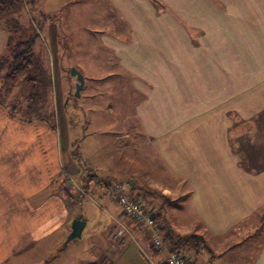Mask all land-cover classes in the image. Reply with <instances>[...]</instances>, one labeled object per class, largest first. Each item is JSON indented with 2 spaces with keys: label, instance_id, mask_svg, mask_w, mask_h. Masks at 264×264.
<instances>
[{
  "label": "crops",
  "instance_id": "0c3cea01",
  "mask_svg": "<svg viewBox=\"0 0 264 264\" xmlns=\"http://www.w3.org/2000/svg\"><path fill=\"white\" fill-rule=\"evenodd\" d=\"M105 3L111 17L101 41L113 64L109 71L132 79L145 140L189 189V214L198 227L176 226L175 232L201 237L212 255L207 264H264L261 218L250 221L264 212V0ZM8 37L0 25V57ZM4 106L0 102V264H166L171 249L156 251L142 232L134 233L140 249L124 236L94 260L72 252L64 257L72 222H86L82 236L87 228L76 209L85 200L108 199L113 224L127 220L136 227L109 189L86 183L85 170L77 175L73 165L63 166L55 127L24 121ZM79 182L87 196L78 193ZM148 189L156 192L148 199L172 192L163 183ZM106 242L112 245L108 234Z\"/></svg>",
  "mask_w": 264,
  "mask_h": 264
},
{
  "label": "rangeland",
  "instance_id": "374dc122",
  "mask_svg": "<svg viewBox=\"0 0 264 264\" xmlns=\"http://www.w3.org/2000/svg\"><path fill=\"white\" fill-rule=\"evenodd\" d=\"M105 5V0H38L37 5L34 0L14 1L13 7L0 18V25L11 37L21 35L24 40H34L29 77L36 82L10 85L5 80V68L0 75V102L17 118L39 120L55 127L62 142L63 166L73 165L79 171L77 175L83 170H95L99 180L110 184L121 178L138 180L145 191H152L148 186L154 187L158 183L170 187L169 199L141 198L156 210L166 202L165 215L174 231L176 226L194 229L199 222L189 214L187 184L167 171L145 140L137 121L134 106L140 97L132 89V79L117 68L109 71L113 64L107 62L109 54L101 41L102 30L111 17ZM73 71L80 72L86 84L79 97L76 96L77 78ZM110 72L119 73V78H108ZM129 135L137 139H122V142L118 139ZM133 140H136L135 148L131 147ZM129 145L130 148H125ZM69 172L72 173L70 169ZM79 184L76 188L82 194L83 182ZM92 198L95 197L92 195ZM106 201V198L96 199L94 205L85 200L76 208L79 215L88 220V225L81 238L66 245L64 257L71 258L72 252L77 257L87 254L94 260V255L102 249H115L116 242L113 241L116 239L110 238L109 234L117 232L120 224H113L106 212H111ZM260 216L254 215L251 224L259 222ZM121 223L129 224L127 220H121ZM133 232L138 233V228ZM88 233L92 240L87 239ZM107 234L111 246L106 242ZM128 242L140 249L138 239L133 241L127 236L124 243ZM162 244L167 250L163 241ZM206 246L200 244L203 247L200 251L179 250L191 264L195 261L207 264L212 255ZM141 249L145 251L146 259L157 262L145 247Z\"/></svg>",
  "mask_w": 264,
  "mask_h": 264
},
{
  "label": "trees",
  "instance_id": "16d2710c",
  "mask_svg": "<svg viewBox=\"0 0 264 264\" xmlns=\"http://www.w3.org/2000/svg\"><path fill=\"white\" fill-rule=\"evenodd\" d=\"M14 1L16 0H0V18L11 8L13 7ZM9 34V33H8ZM34 46V40L32 38L23 39V36L17 35L16 37H11L9 34L8 41L6 44V49L4 54L0 57V75L2 70L7 68V74L5 75V80L7 83L13 86H18L21 84L30 85L36 82L35 79L29 77L30 67H31V58L32 50ZM13 114V113H12ZM14 115V114H13ZM76 154L77 157V153ZM86 183L95 181L97 187H102L105 190L111 192L113 185L99 180L97 172L95 170H86L85 172ZM86 188V187H84ZM86 191L82 189L81 196H86ZM133 196L141 198L143 195L146 198L156 195L152 191H139L136 187H133ZM144 196V197H145ZM166 202L160 206L156 211V227L161 233V238L166 247L174 250H179L182 248H188V250L200 251L203 247H200V244H204L201 237L192 235V236H181L178 235L169 225L166 215H165V206ZM260 228L264 230V212L260 221ZM164 246V245H163ZM206 248V247H204ZM164 249V247H163ZM158 250V252H161Z\"/></svg>",
  "mask_w": 264,
  "mask_h": 264
},
{
  "label": "built area",
  "instance_id": "2783aa9c",
  "mask_svg": "<svg viewBox=\"0 0 264 264\" xmlns=\"http://www.w3.org/2000/svg\"><path fill=\"white\" fill-rule=\"evenodd\" d=\"M133 187L134 185L129 180H118L114 183L110 193L119 205L123 216L128 218L138 228L139 232L148 235L156 251L161 250L163 249V244L155 219L157 210L155 207L148 206L142 198L133 196ZM117 224H120L119 229L117 232L109 234L110 238L117 239L128 236L133 241H136V236L128 225L121 223V221L117 222ZM166 264L191 263L179 251L171 249L166 259Z\"/></svg>",
  "mask_w": 264,
  "mask_h": 264
},
{
  "label": "water",
  "instance_id": "95a60500",
  "mask_svg": "<svg viewBox=\"0 0 264 264\" xmlns=\"http://www.w3.org/2000/svg\"><path fill=\"white\" fill-rule=\"evenodd\" d=\"M73 76L77 78L76 96L79 97L80 92L84 87V79L81 73L78 71H73ZM85 226H86L85 221L79 219L74 220L72 222V231L65 242V246L72 240L81 238Z\"/></svg>",
  "mask_w": 264,
  "mask_h": 264
}]
</instances>
